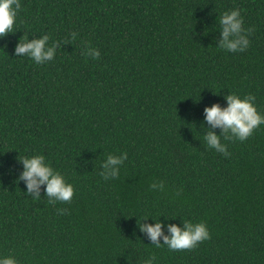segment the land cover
I'll return each instance as SVG.
<instances>
[{
    "label": "trees",
    "instance_id": "1",
    "mask_svg": "<svg viewBox=\"0 0 264 264\" xmlns=\"http://www.w3.org/2000/svg\"><path fill=\"white\" fill-rule=\"evenodd\" d=\"M13 33L0 38V255L20 264H264V125L230 153L204 109L255 96L264 113V0H21ZM241 10L243 52L219 48V15ZM77 33L75 40L71 34ZM60 41L55 58L16 57L21 37ZM65 41H67L65 43ZM100 58L87 57V45ZM127 152L104 180L108 154ZM43 154L74 186L49 203L16 182L19 156ZM163 181L164 191L150 188ZM59 210H64L62 213ZM148 218L146 220H143ZM205 222L193 249L156 247L138 220ZM160 243H163L161 238Z\"/></svg>",
    "mask_w": 264,
    "mask_h": 264
},
{
    "label": "clouds",
    "instance_id": "2",
    "mask_svg": "<svg viewBox=\"0 0 264 264\" xmlns=\"http://www.w3.org/2000/svg\"><path fill=\"white\" fill-rule=\"evenodd\" d=\"M21 8V0H0V38L13 33ZM218 23L222 37L219 48L228 52H243L250 47L249 34L252 29L244 28V18L241 16L239 8L220 14ZM77 35L73 32L71 39L75 40ZM49 40L48 34L41 35L40 38L36 39H29L28 36L24 35L15 48V55L16 57L27 56L36 64L52 61L56 56L60 41H53L49 44ZM84 54L92 59H99L101 53L99 48L89 44L86 46ZM224 99L227 102L226 107L214 103L204 109L207 124L211 125L213 129H221V135H217L214 131H208L203 139L208 148L229 156L228 147L222 143L221 137L223 136L226 140L235 139L241 142L247 140L255 129L264 125V113L257 109L255 96L252 94L241 97L236 93H230ZM127 159V152L122 151L119 155L108 154L101 163L100 175L106 181L118 178L121 167ZM18 162L23 165V171L16 182L23 181L27 187V194L34 199L41 197V187L44 186L43 190L49 203L70 202L72 200L74 186L67 182L59 170L53 168L45 155L19 156ZM150 188L164 191L165 185L163 181L153 182ZM58 211L62 213L64 210L58 209ZM146 219L148 218L143 220ZM143 220H138V227L156 247L166 245L171 251L190 250L200 242L210 239L208 227L203 221L193 223L183 219L182 226L169 223L167 225L168 234L165 235L163 231L165 225L159 219H154L156 221L154 224L141 222ZM161 238H163V243H160ZM0 264H20V261L14 255H0ZM141 264H157V257L155 254H151L147 258H142Z\"/></svg>",
    "mask_w": 264,
    "mask_h": 264
}]
</instances>
